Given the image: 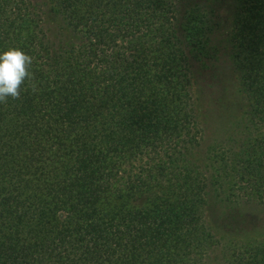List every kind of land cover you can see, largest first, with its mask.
Returning <instances> with one entry per match:
<instances>
[{
	"label": "trees",
	"instance_id": "1",
	"mask_svg": "<svg viewBox=\"0 0 264 264\" xmlns=\"http://www.w3.org/2000/svg\"><path fill=\"white\" fill-rule=\"evenodd\" d=\"M225 2L0 0L37 86L0 104V264H264V0ZM227 58L249 112L208 142Z\"/></svg>",
	"mask_w": 264,
	"mask_h": 264
},
{
	"label": "rangeland",
	"instance_id": "2",
	"mask_svg": "<svg viewBox=\"0 0 264 264\" xmlns=\"http://www.w3.org/2000/svg\"><path fill=\"white\" fill-rule=\"evenodd\" d=\"M234 4V0H226L224 4L227 25L231 22ZM46 20L48 28L56 27L58 23L53 18ZM222 66L227 77L224 83H218L214 78L204 79L196 72L193 78L195 104L199 119L205 126L208 142L236 133L249 112L250 99L241 88L239 71L228 58L223 60ZM220 213V209L215 211L211 222L219 220ZM213 264L217 263L214 261Z\"/></svg>",
	"mask_w": 264,
	"mask_h": 264
},
{
	"label": "clouds",
	"instance_id": "3",
	"mask_svg": "<svg viewBox=\"0 0 264 264\" xmlns=\"http://www.w3.org/2000/svg\"><path fill=\"white\" fill-rule=\"evenodd\" d=\"M32 65L33 57L20 48L0 52V104H6L9 98L20 99L22 88L37 91Z\"/></svg>",
	"mask_w": 264,
	"mask_h": 264
}]
</instances>
